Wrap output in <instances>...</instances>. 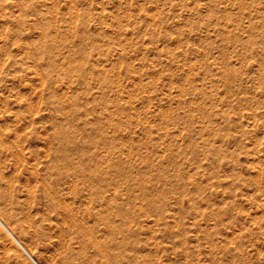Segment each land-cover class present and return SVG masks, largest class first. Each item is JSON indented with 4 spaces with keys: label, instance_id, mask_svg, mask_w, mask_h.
Masks as SVG:
<instances>
[{
    "label": "rangeland",
    "instance_id": "rangeland-1",
    "mask_svg": "<svg viewBox=\"0 0 264 264\" xmlns=\"http://www.w3.org/2000/svg\"><path fill=\"white\" fill-rule=\"evenodd\" d=\"M0 220L37 264H264V0H0Z\"/></svg>",
    "mask_w": 264,
    "mask_h": 264
},
{
    "label": "bare ground",
    "instance_id": "bare-ground-1",
    "mask_svg": "<svg viewBox=\"0 0 264 264\" xmlns=\"http://www.w3.org/2000/svg\"><path fill=\"white\" fill-rule=\"evenodd\" d=\"M104 141L105 140H103V138L102 137H99V139L96 141L98 144L100 143V144H103L104 143ZM72 210V209H71ZM82 215V214H81ZM67 216V215H66ZM72 216V215H71ZM70 216V217H71ZM69 218V217H68ZM67 218V219H68ZM73 218L74 217H71V219L73 220ZM82 218V217H81ZM69 221H70V219H69ZM0 225H1V227L2 228H4L7 232H8V235L9 236H11L12 238H13V236L11 235V233L7 230V228L5 227V225L1 222V220H0ZM71 226H72V224H71ZM80 226H82V225H80ZM84 229V228H83ZM89 230V229H88ZM80 232V231H79ZM90 232V231H89ZM82 233V232H81ZM87 233V232H86ZM85 233V234H86ZM81 236V235H80ZM14 239V238H13ZM83 239H84V241L85 240H87L88 241V243L90 244V243H92V242H95V240L93 239V238H91L90 236L89 237H83ZM14 241H15V243L19 246V248H21L22 249V251L24 252V254H26L28 257H29V259H31V261L34 263V264H37L36 263V261H34L32 258H31V256H30V254L29 253H27L25 250V248L24 247H21L22 245H20V243H18V241H16L15 239H14ZM6 242V241H5ZM5 242H4V240L2 239V233H1V230H0V262H1V264H27V262H26V259H24L25 257H23L22 258V256L14 249V250H11V248H9V246H6L5 245ZM22 244V243H21ZM8 245V244H7ZM91 246H92V244H91ZM95 246H97V248H99V250H100V245H96L95 244ZM11 247V246H10ZM15 247V246H14ZM94 247V246H93ZM25 250H24V249ZM101 251V250H100ZM103 257H104V254H103ZM107 259H110V257L109 258H107Z\"/></svg>",
    "mask_w": 264,
    "mask_h": 264
}]
</instances>
